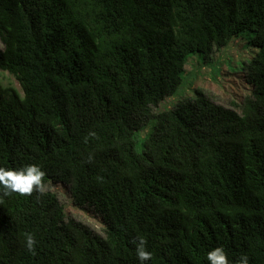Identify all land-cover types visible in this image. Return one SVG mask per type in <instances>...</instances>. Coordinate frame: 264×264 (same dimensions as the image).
Listing matches in <instances>:
<instances>
[{
  "label": "trees",
  "instance_id": "1",
  "mask_svg": "<svg viewBox=\"0 0 264 264\" xmlns=\"http://www.w3.org/2000/svg\"><path fill=\"white\" fill-rule=\"evenodd\" d=\"M0 38L20 85H0V167L40 166L105 233L54 192L0 185V264H141L140 236L145 264H209L217 246L264 264V0H0ZM237 39L241 113L199 88L153 112Z\"/></svg>",
  "mask_w": 264,
  "mask_h": 264
},
{
  "label": "rangeland",
  "instance_id": "2",
  "mask_svg": "<svg viewBox=\"0 0 264 264\" xmlns=\"http://www.w3.org/2000/svg\"><path fill=\"white\" fill-rule=\"evenodd\" d=\"M244 44L242 40L237 39L225 49L221 51L215 50L209 62H201L197 58L192 59L187 65V74L186 76L184 74L182 85L177 93L168 97L157 106H152L153 112L158 113L174 107L178 101L192 97L195 89L199 88L204 90L214 103L241 113V106L244 100L249 97L250 91L241 78L236 75L237 67L235 66V61L236 59L240 60L239 58L249 56ZM3 47L4 45L0 38V48ZM0 85L3 88H20L16 78L2 70H0ZM153 125L154 120H151L144 131L137 133L136 151H141V143ZM47 185L48 191L57 194L60 203L65 207L68 217L82 221L94 231L105 235L104 226L97 214L88 213L84 209L75 207L69 188L65 183L51 182Z\"/></svg>",
  "mask_w": 264,
  "mask_h": 264
},
{
  "label": "clouds",
  "instance_id": "3",
  "mask_svg": "<svg viewBox=\"0 0 264 264\" xmlns=\"http://www.w3.org/2000/svg\"><path fill=\"white\" fill-rule=\"evenodd\" d=\"M44 176L45 172L36 164L25 165L19 169L0 167V185L3 186L4 195L19 193L30 196L34 191L44 195L48 191V185L43 180ZM133 243L136 244V254L141 264L152 259L153 254L146 250L147 240L143 236H140L138 240L134 239ZM24 244L27 250L34 251L36 244L34 235L27 233ZM207 259L209 264H232L222 246L209 251ZM234 264H249V257L247 254H241Z\"/></svg>",
  "mask_w": 264,
  "mask_h": 264
}]
</instances>
